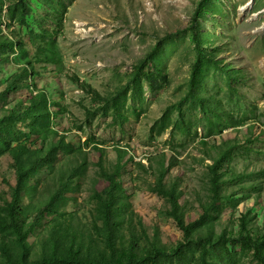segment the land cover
<instances>
[{"label": "rangeland", "instance_id": "1", "mask_svg": "<svg viewBox=\"0 0 264 264\" xmlns=\"http://www.w3.org/2000/svg\"><path fill=\"white\" fill-rule=\"evenodd\" d=\"M17 3L0 0V119L19 110L37 86L53 104L56 135L49 143L69 149L24 195L22 222L32 229L26 241L32 258L61 223L81 233L84 243L105 248L96 228V195L109 188L105 176L119 169L116 209L126 207L125 239H131L132 218L135 235L141 223L170 249L182 242L169 217L171 204L152 190L161 175L167 188L177 190L187 224L208 211L195 239L210 233L215 242L224 234L238 238L247 216L249 231L264 235V0H25V24L18 12L12 15ZM6 39L24 43L38 73L31 88L20 81L22 90L10 95L4 92L26 57L3 49ZM50 39L57 44V65L36 63ZM157 73L168 78L161 90L147 81ZM16 127L30 149L42 147L36 137L25 140L26 126ZM219 163L217 195L211 168ZM13 164L10 154L0 157V208L17 183ZM67 183L59 212L35 225ZM1 245L20 251L10 231L0 229ZM237 252V264H259L252 254ZM194 254L198 259L199 251ZM207 261L228 264L219 250Z\"/></svg>", "mask_w": 264, "mask_h": 264}, {"label": "trees", "instance_id": "2", "mask_svg": "<svg viewBox=\"0 0 264 264\" xmlns=\"http://www.w3.org/2000/svg\"><path fill=\"white\" fill-rule=\"evenodd\" d=\"M28 11L29 8L25 0H18L12 15L18 12L20 23L25 24ZM56 45V41L50 39L47 46L39 48L36 63L57 65ZM5 48L23 53L26 63L21 72L12 78V83L4 94L10 95L21 91L22 89L18 87L20 81L26 82L27 88H31L28 82L30 79H35L38 73L35 72V64L30 61L24 43H15V41L6 39L3 49ZM195 68L199 70L198 67ZM139 72L140 70L138 75ZM147 81L153 90H161L163 83L168 82V78L157 73L148 75ZM87 87L89 94L95 98H101L91 86ZM32 89L34 91L31 97L24 105L20 106L19 110L12 111L9 117L0 119V157L4 154L11 155L17 178L16 186L11 187V200L6 201L5 206L0 208V229L14 234L20 245L19 253H14L7 245L0 246L5 264H213L207 261V258L215 250L224 253L228 264H237L235 260V255L238 253L237 248H240L242 255L252 254L254 260L259 264H264V235H253L249 231V216L240 221L238 238L224 234L215 242L212 233H210L205 236V239H195L196 231L207 217L208 211L204 213L203 219L200 221L187 224L181 212L178 192L174 188L169 189L165 186L164 175L160 176L152 190L171 204L172 209L169 212V217L174 219L182 231V242L170 249L162 242L157 232L153 235L150 234L141 223L139 226H135L137 232L135 235L132 218L129 221V230L132 228L131 239H125L120 234L126 224L125 219H129V217L125 206L116 209L118 195L121 194L118 178L120 169L105 176L109 182V188L96 195L98 221L102 224L98 228L99 222L96 223V228L99 236L104 234L105 248L102 249L93 242L84 243L81 233L61 223L59 228L49 233L42 245L43 251L40 256L32 258L31 249L26 246L32 229L26 230L22 222L24 195L30 190L31 184L40 171L45 166L54 164L58 160L60 151L69 150L62 144L49 143V139L56 135L51 123L54 116L53 104L44 91L37 86H32ZM104 108L106 110L107 107ZM18 122L29 130V133H23L25 140L30 141L32 137H36L34 142L37 145L41 144V148L32 150L28 144L18 139L15 133ZM14 142H17L16 146H13ZM220 170L221 163L211 168L213 192H216L217 195L220 186L218 182ZM68 189V183L59 187L58 192L50 199L49 203L40 210L35 225H39L46 215L59 212L56 208L63 202ZM229 245L232 246V249L228 248ZM195 251H199L198 259H195Z\"/></svg>", "mask_w": 264, "mask_h": 264}]
</instances>
